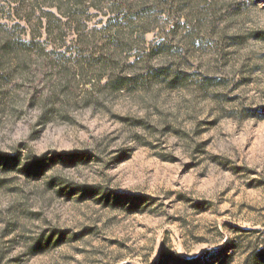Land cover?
<instances>
[{
    "label": "rangeland",
    "instance_id": "1",
    "mask_svg": "<svg viewBox=\"0 0 264 264\" xmlns=\"http://www.w3.org/2000/svg\"><path fill=\"white\" fill-rule=\"evenodd\" d=\"M0 264H264V0H0Z\"/></svg>",
    "mask_w": 264,
    "mask_h": 264
}]
</instances>
